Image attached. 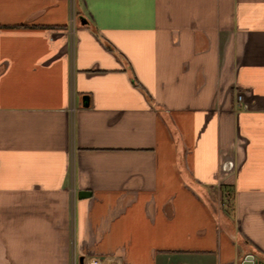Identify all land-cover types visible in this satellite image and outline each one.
Segmentation results:
<instances>
[{
	"label": "crops",
	"instance_id": "crops-1",
	"mask_svg": "<svg viewBox=\"0 0 264 264\" xmlns=\"http://www.w3.org/2000/svg\"><path fill=\"white\" fill-rule=\"evenodd\" d=\"M248 255L264 0H0V264Z\"/></svg>",
	"mask_w": 264,
	"mask_h": 264
},
{
	"label": "water",
	"instance_id": "water-1",
	"mask_svg": "<svg viewBox=\"0 0 264 264\" xmlns=\"http://www.w3.org/2000/svg\"><path fill=\"white\" fill-rule=\"evenodd\" d=\"M80 23L82 25L86 24V21L84 19H80ZM82 107H88V98L87 97H82ZM77 196L79 199H84V198H89L91 196L90 192L87 191H79L77 193ZM83 259H80V264H82ZM242 264H263L261 261H258L257 259H254L253 256L248 255Z\"/></svg>",
	"mask_w": 264,
	"mask_h": 264
},
{
	"label": "built area",
	"instance_id": "built-area-1",
	"mask_svg": "<svg viewBox=\"0 0 264 264\" xmlns=\"http://www.w3.org/2000/svg\"><path fill=\"white\" fill-rule=\"evenodd\" d=\"M242 102V97L241 96H237V103H241ZM94 260V264H96L97 262H96V260L95 259H93Z\"/></svg>",
	"mask_w": 264,
	"mask_h": 264
},
{
	"label": "bare ground",
	"instance_id": "bare-ground-1",
	"mask_svg": "<svg viewBox=\"0 0 264 264\" xmlns=\"http://www.w3.org/2000/svg\"><path fill=\"white\" fill-rule=\"evenodd\" d=\"M92 264H94V261H92Z\"/></svg>",
	"mask_w": 264,
	"mask_h": 264
}]
</instances>
